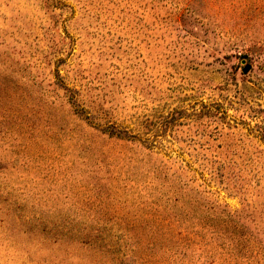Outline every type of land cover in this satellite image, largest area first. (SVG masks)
<instances>
[{"label":"rangeland","instance_id":"obj_1","mask_svg":"<svg viewBox=\"0 0 264 264\" xmlns=\"http://www.w3.org/2000/svg\"><path fill=\"white\" fill-rule=\"evenodd\" d=\"M0 264H264V0H0Z\"/></svg>","mask_w":264,"mask_h":264},{"label":"water","instance_id":"obj_2","mask_svg":"<svg viewBox=\"0 0 264 264\" xmlns=\"http://www.w3.org/2000/svg\"><path fill=\"white\" fill-rule=\"evenodd\" d=\"M243 62H245V60H243ZM249 69H250V65L247 64V65L245 66V68L243 69V71H244V72H247V71H249Z\"/></svg>","mask_w":264,"mask_h":264}]
</instances>
